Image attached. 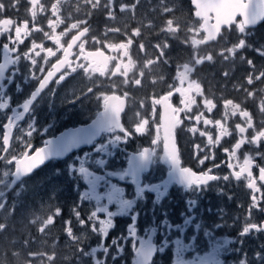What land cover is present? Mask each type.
<instances>
[{
    "label": "flooded vegetation",
    "instance_id": "flooded-vegetation-1",
    "mask_svg": "<svg viewBox=\"0 0 264 264\" xmlns=\"http://www.w3.org/2000/svg\"><path fill=\"white\" fill-rule=\"evenodd\" d=\"M53 2L55 0H40V3L45 7V12L40 13L39 9H37L38 15L35 22H33L28 11L30 8L28 0H18L17 7L15 8L12 5L17 3V0H0V3H3L6 7V10L0 11V19L11 18L17 23L27 20L30 29L33 27V23L42 29L40 32H31L25 39L24 44L18 46L20 54L26 52L31 47L33 41L43 43L45 47H52L55 51V44L44 36V32L51 34V29L48 27L47 21L51 17L50 7ZM132 2L133 0H116V18L110 19L103 9V4L106 3V0H102V5L99 9H92L90 5L85 6L84 0H61V15L65 23L57 28V32L64 31L76 19H86L88 21L87 25H82L81 27L87 26L90 28V32L84 38L87 41L85 44L87 51H95L96 48L100 47L106 55L118 56V52H112L107 48H103V44L106 42H126L127 38L131 36L132 30L140 27L141 36L132 37L134 43L130 50L136 66L128 74V84L124 83L125 77L121 75L112 76L111 71L105 76H100L98 73L92 74L90 79L82 69H77L76 73H72L64 82L58 85L55 83V80L59 78V74H57L53 81L50 82L48 88L34 102L30 114H26L24 121L20 122V125L13 129L9 154H5L2 149V126H0V156L7 155L10 158L11 154H20L24 151V145L16 139L18 136L24 140L30 139L33 144L31 152H34L35 148L44 146L45 140L53 139L62 132L75 128L88 127L103 112L101 94L110 96L113 93L124 98V111L121 113V122L126 128L131 129L140 119L146 118L149 120L148 131L143 135L135 136L126 146H123L126 152L135 153L144 147H156V151L160 155H163L162 141L158 146L151 144L152 139L156 136L155 124L159 123L160 112V106L157 105L156 113L153 114L151 100L152 97L158 98L169 90L168 85L174 83L173 78L178 67L183 63H191V55L194 51L199 55L214 54V62H205L202 65L196 66V71L192 74V79L198 80L201 83L205 91V96L214 100L216 108L211 113H208L201 102L202 98L197 97L198 106H194L192 115L203 111L207 118L212 120L220 119L223 122L225 113L223 101L225 99H232L234 103L240 104L242 108H246L252 113L253 122L257 129L264 126V114L259 111V103L261 97L264 96V93H260L259 89L264 88V82H255L251 86L244 83V77L251 69H249L246 62H242L240 59L241 56L252 59L256 68L259 70L264 68V57L259 56L255 51L248 48L238 51L236 56L230 58L228 61H223L222 58L215 55L221 48L231 46L238 42V38H241L234 26L231 31L225 29L216 41H209L207 44L199 45L196 49H193L191 46L192 37L195 36L196 39H203L204 34L200 33L196 35L195 33L188 32L189 27L198 28L197 19L193 15L194 8L190 0H169V7L173 8L174 11L167 16H163L160 11L155 10L157 9L159 0H142L141 5L136 9L135 19L132 18L133 14L131 12L127 14H121L119 12L120 3ZM78 7L80 11H77ZM168 18L174 19L180 25V31L174 37L168 38L170 48L167 49V56L170 63L167 65L157 64L145 68V61L147 59H154L158 55L152 45L157 42H163L164 37L158 36L157 34ZM149 22H151L152 27H145ZM109 28H120L121 31L113 33L108 31ZM249 31L254 34L248 36L247 43L256 47L264 45V21H261L255 28ZM75 34L76 30H72L67 36L62 37L61 43L66 47L71 36ZM92 37H96L101 43H95ZM185 40L188 41L187 44L183 42ZM141 41L147 46L146 53L139 51ZM5 42H7V35L0 37V62H3L4 53L2 44ZM73 52L79 55V48L74 47ZM62 55V51L58 52L57 56L51 57L47 63L43 60L44 53H41L40 57L35 58L38 61V65L44 66V74H46L51 64L55 63L56 59ZM70 59L76 63L83 62L76 61L75 55L70 57ZM124 59L126 61L127 58ZM115 64L116 61H112L109 65L110 69H114ZM18 67L20 75L16 76V83L7 87L6 92L11 97L10 109L12 106H15L18 110L22 111L19 105L35 89L38 81L31 79L32 72L30 69L32 66L29 61L22 58ZM11 70L10 68L9 71ZM35 71L42 78L43 74L39 73L38 67ZM141 71L145 73L143 77L139 75ZM225 71L230 72V76L227 79L222 75ZM161 76L164 77L163 80L160 79ZM25 77H28L27 82H25ZM137 78L142 79L140 86L132 83ZM153 80L156 83H153ZM17 83L21 85L19 92H17L16 88ZM241 83H243V88H247L250 91H257V95L254 98H250L243 88L238 90L237 86ZM89 87L94 89L93 93L89 94L88 98L77 100V97L81 96V90L87 92V88ZM125 92L128 94L126 97L124 96ZM8 96L5 98H8ZM141 102H143L144 107H141ZM172 103L175 107H181L179 94H174ZM10 109H0V125L6 121L7 115H11ZM137 113H139V116H137ZM183 115L181 113V117ZM28 123H33L37 129L31 138H28L25 134L28 130ZM191 123H195V121ZM236 123H243V121L240 120L239 116L232 117L229 112L227 125L232 135L223 137L220 144L216 145L208 153V148L206 147L207 137H201L199 132L195 134L188 132L187 128L191 125L189 121L185 120L183 125L176 130L181 166L190 167L193 171L199 172L211 168L214 163L219 164L221 161H227L228 156L224 153L223 149H231L232 145L236 142L238 138L235 130ZM197 127L212 133L213 139L215 138L216 128L214 126L206 127L201 121ZM21 128H23V131H21ZM46 128L47 131L45 132L44 129ZM162 135L163 133L161 131ZM247 135L249 137L252 135L251 129ZM106 139L107 134H104L103 137H98L96 142H104ZM195 144H199L202 148H205V152L199 153L201 157L205 153L209 155L214 153L215 159L207 160L204 165H200L194 155L196 151L194 149ZM91 150L92 146L82 145L79 149L72 150L61 160L55 159L46 162L34 170L32 174L17 182L12 190H8L5 185L11 183L12 177L10 174L14 171V165L8 166L6 161L0 160V181L3 182L0 183V191L7 192L6 200L8 204V208L0 210V223L7 224V231H0V244L3 245L0 258L5 256L6 261L11 262L8 264H24L26 259H30L28 256L29 252L53 254L54 251L57 254L64 252V264H73L74 261H79V257L75 251L76 248L82 245L85 249H90L101 243L102 237L92 233L89 228H82L72 212L74 204L82 205L79 209L82 217H86L90 211L94 210L93 204L80 202L78 198L79 191L86 190V185L68 174L69 164L75 163L77 167L79 166L74 158L77 155L83 156L85 152ZM257 151L264 152V142L261 143L259 148L253 144H245L238 151L237 155L241 162L245 154L251 155L255 157L257 163L264 166V160H261L255 155ZM126 166V159L116 150L114 151V156L109 158L107 169L119 170ZM90 167H93V170L100 171L99 169H95L94 166ZM5 172H8L9 175L5 176ZM213 174L219 176L229 175L230 170L224 164L220 168L214 169ZM254 175H258V169H254ZM165 178H167V166L157 164L151 166L149 172L142 179L145 182H159ZM113 182L116 181L114 180ZM121 186L126 188V198H133L134 187L131 184L123 182H121ZM219 189L224 190V195H218ZM100 191H103V189H100ZM18 192L20 195L17 197ZM249 195L250 191L246 189L245 181L243 180L236 181L232 179L230 182L223 180L210 182V187L203 193L202 198L198 202L193 223L186 226L182 234L179 231H174L169 236V240L180 238L185 244L191 243L194 245L192 249L183 253L182 258L192 260L194 257H203L209 253H213V246L209 243L210 238L203 234L205 229L212 232V240L214 242H219L217 251H215L213 257H210L218 261L219 264H238L242 258V252H247L248 256L251 257L257 249V246L264 243V233L259 234L258 237L256 234H253V236L244 238V244L242 246L237 242L238 234L245 223V212L250 204ZM228 196H231L232 199L229 200ZM187 198L194 197L191 194L185 196L183 190L176 185L171 186L169 188L168 198H165L160 205L156 206V226L159 225L162 219L160 214L162 209L168 210V218L172 224H183V218L180 216V213L186 211L185 200ZM153 199L154 194L149 193L146 195V201H139L136 205V211L140 212L138 218V234L144 236L145 239L147 238L145 236V229L153 226L150 212L153 207ZM14 202L16 203L15 213L9 215ZM238 205L241 207H238ZM56 207H60L63 210V214L60 216L61 218L55 219V226L60 222L61 225L59 228H64V221L71 219L74 233L81 237L80 245L74 244L65 235V231L64 236L60 237L62 240L61 246L64 244V249L50 246L49 243L52 242V238L48 240L36 234L37 213L54 212ZM109 208L111 211H116L115 205H110ZM209 208L211 209L210 212L208 211ZM145 213L148 214L146 215ZM262 220H264V214L253 210L252 222L259 223ZM128 223H130V217H115V227L109 231L104 243L111 247V240L113 238L119 237L121 233L126 234V226ZM196 223L201 224L200 229L195 228ZM216 224L222 226L216 228ZM54 228L56 227L48 228L50 229L49 233ZM193 235L197 237L195 241L191 239ZM42 239H45V242L38 250L36 242ZM26 240L30 241L29 245L25 244ZM152 240L157 247L161 245L163 237L159 230L153 236ZM225 240H228L229 243L224 244L223 241ZM241 247L242 252L233 250ZM113 255H117L115 248L111 249L107 257L108 264H133V261L136 259L135 251L130 240L124 242V251L118 255L115 261L112 260ZM176 259V246L169 243L162 253L157 251L153 254L152 264H174Z\"/></svg>",
    "mask_w": 264,
    "mask_h": 264
},
{
    "label": "snow or ice",
    "instance_id": "snow-or-ice-1",
    "mask_svg": "<svg viewBox=\"0 0 264 264\" xmlns=\"http://www.w3.org/2000/svg\"><path fill=\"white\" fill-rule=\"evenodd\" d=\"M190 2L194 8L193 15L197 19L198 28L189 27L188 32L195 33L196 35L200 33L204 34L203 39H196L195 36L192 37L191 46L193 49H196L199 45L207 44L209 41H216L225 29L231 31L234 26L241 38H238V42L231 46L221 48L215 55L222 58L223 61H228L230 58H234L238 51L248 48L255 51L259 56L264 57V45L256 47L247 43L248 36L254 34L249 30L255 28L261 21H264V0H190ZM28 3L30 5L28 11L33 22H35L38 15L37 9H39L40 13H43L45 12V7L40 3V0H28ZM141 3L142 0H133L132 3H120L119 12L121 14L131 12L133 14L132 18L135 19L136 9ZM17 4L18 0L12 6L15 8ZM84 4L85 6L90 5L92 9H99L101 8L102 0H84ZM61 7V0H55L51 4V17L47 21L51 34L44 32V36L55 44V51L52 47H45L43 43L33 41L31 47L26 52L20 54L18 46L24 44L25 39L31 32H40L42 29L35 23H33V27L30 29L27 20L17 23L11 18L0 19V37L7 35V42L2 44L4 53L3 62H0V109H10L11 97L8 96L6 89L13 83H16V76L20 75L18 64L22 58L29 61L32 66L30 69L32 72L31 79L38 81L35 89L19 105L22 111L12 106L10 109L11 115H7L6 121L0 125L2 126V149L5 154H9L13 129L18 127L20 122L24 121L26 114H30L34 102L48 88L50 82L53 81L57 74H59V78L55 80V83L58 85L64 82L72 73H76L77 69H82L90 79L92 74L98 73L100 76H105L111 71L112 76L121 75L125 77L124 83L128 84V74L136 66L130 50L134 43L132 37L141 36L140 27L132 30L131 36L127 38L126 42H106L103 44V48H107L112 52H118V56L106 55L100 47L96 48L95 51H87L85 48L87 41L84 38L90 32V28L87 26L81 27L82 25H87L88 21L86 19H76L64 31L57 32V28L65 23L61 15ZM103 9L108 18H116V0H106V3L103 4ZM4 10H6L5 5L0 3V11ZM155 10L160 11L163 16H167L174 11L173 8L169 7V0H159V4ZM77 11H80L79 7ZM145 27L151 28V22ZM72 30H76V34L71 36L65 47L61 43V39ZM108 31L118 33L121 29L109 28ZM179 31L180 25L174 19L168 18L165 20L164 26L160 28L157 34L164 37L163 42H157L152 45L158 55L154 59H147L144 63L145 68L152 65H167L170 63L167 56V49L170 48L168 38L174 37ZM92 39L97 44L101 43L96 37H92ZM183 42L185 44L188 43L187 40ZM74 47L79 48V55L73 52ZM61 51L63 55L57 58L56 62L52 63L46 74H44V66L38 65L35 57H40L41 53H44L43 60L47 63L51 57H56L57 53ZM139 51L141 53H146L147 51V46L143 41L139 44ZM74 55L76 61L83 62L76 63L70 59ZM124 58H127L126 61ZM240 59L242 62H246L249 69H251L244 77V83L251 86L255 82H264V68L258 70L252 59H247L244 56H241ZM112 61H116L114 69H110L109 67ZM191 61V63H183L178 67L173 78L174 83L168 85L169 90L164 95L158 98L152 97L151 100L153 114L156 113V106H160L159 123L155 124L156 136L152 139L151 144L158 146L162 141L163 155H160L156 151V147H144L135 153L126 152L123 146H126L135 136L145 134L148 131L149 120L146 118L140 119L131 129L126 128L121 122V113L124 111V98L113 93L110 96L101 94L103 112L88 127L70 129L54 139L45 140L44 146L35 148L34 152H31L33 144L30 139L24 140L18 136L16 139L24 145V151L20 154H11L10 158L7 155L0 156V160L6 161L8 166L14 165V171L10 174L12 177L11 183L5 185L8 190H12L23 177L32 174L34 170L44 165L47 161L62 158L72 150L79 149L82 145L92 146L91 151L85 152L83 156L77 155L74 158L79 166L77 167L75 163L69 164L68 174L86 185V190L79 191L78 198L80 202L93 204L94 210L90 211L86 217H82L79 210L82 205L74 204L72 212L82 228H89L92 233L101 236L102 240L99 245L85 249L80 245L81 237L77 236L73 231L72 220H65V235L74 244L80 245V247L75 249L79 261H74L73 264H108L107 257L112 248H115L117 253V255L112 256V260L115 261L118 255L124 251V242L128 240L131 241L136 255L133 264H152L153 254L157 251L162 253L169 243L176 246L177 259L174 261V264H219L214 258H210L217 251L219 242L212 240V232L207 229L204 230L203 234L210 238L209 243L213 246V253H209L203 257L197 256L192 260H185L182 258L183 253L192 249L194 245L191 243L185 244L180 238L169 240L172 232L179 231L182 234L185 227L193 223L198 202L202 198L203 193L210 187V182L219 180L225 182H230L232 179L236 181L243 180L245 181L246 189L250 191V204L245 212V223L238 234L237 242L242 246L244 238L253 236V234H256L258 237L259 234L264 233V220L259 223L252 222L253 210L264 214V206H262L264 205V166L257 163L255 157L251 155L245 154L242 162L237 155L238 151L245 144H253L257 148L260 147L261 143L264 142V126L257 129L253 122L252 113L246 108H242L240 104L234 103L232 99H225L223 101L225 109L223 122L220 119L212 120L207 118L203 111L192 115L194 106H198L197 97L202 98L201 102L208 113H211L216 108V103L213 99L205 96L201 83L198 80L192 79L196 66L202 65L205 62H214V54L199 55L194 51L191 55ZM37 67L39 73L43 74L42 78L35 71ZM10 68L12 69L11 71H9ZM139 75L143 77L145 73L141 71ZM222 75L227 79L230 76V72L225 71ZM24 79L27 82L28 77ZM160 79L163 80L164 77L161 76ZM132 83L140 86L142 79H134ZM153 83H156V81L153 80ZM16 88L17 92H19L21 85L17 83ZM237 88L238 90L243 88V83L238 85ZM243 90L250 98H254L257 95V91H250L247 88H243ZM93 91L94 89L91 87L87 88V92L81 90V96L77 97V100L88 98V95L93 93ZM259 92L264 93V88L259 89ZM174 94H179L181 107L173 105L172 97ZM127 95L125 92L124 96L126 97ZM6 96L8 98H5ZM141 107H144L143 102H141ZM259 111L264 114V96L261 97ZM229 112L232 117L239 116L243 123L235 124L238 138L231 149H223L224 153L228 156V160L221 161L219 164L214 163L211 168L199 172L193 171L190 167L181 166L176 130L183 125L185 120L189 121L191 126L187 128V131L192 134L199 132L201 137H207L206 147L208 148V153H210L212 148L220 144L223 137L232 135L227 125ZM181 113L184 114L183 117H181ZM137 116H139V113H137ZM192 121H195V123H191ZM201 121L206 127L214 126L216 128L214 139L212 133L197 127ZM27 129L25 134L28 138L33 137L37 131L33 123H28ZM250 129L252 130V135L249 137L247 133ZM21 131H23V128H21ZM44 131L46 132L47 128ZM161 131L163 133L162 136ZM104 134H107V139L104 142H96L97 138L103 137ZM194 149L196 150L194 155L200 165H204L207 160L215 159L214 153L211 155L205 153L201 157L199 153L205 152V148H202L199 144H195ZM116 150L124 156L127 166L119 170H108L109 158L114 156V151ZM255 155L264 160V152L257 151ZM157 164L167 166V178L161 179L159 182H145L142 178L149 172L151 166ZM224 164L230 170L229 175L219 176L213 174L214 169H218ZM90 166H94L95 169H99L100 171L93 170V167ZM254 169H258V175H254ZM4 175L8 176L9 173L5 172ZM114 180L116 182H113ZM121 182L131 184L134 187L133 198H126V188L121 186ZM0 183L3 182L0 181ZM173 185L182 189L185 196L191 194L194 198H187L185 200L186 211L180 213V216L183 218V224H172L168 218V210L162 209L160 213L162 219L159 225L156 226V206L160 205L165 198H168L169 188ZM100 189H103V191H100ZM149 193L154 194V199L152 200L153 207L150 210L153 226L145 229V236L147 237L145 239L144 236L138 234L140 212L136 211V205L139 201H146V195ZM19 195L20 193L18 192L17 197ZM218 195H224V190L219 189ZM6 197L7 192L0 191V210L8 208ZM228 199L231 200L232 197L228 196ZM110 205H115L116 211H111ZM238 207L241 206L238 205ZM15 209L16 203L14 202L9 215H13ZM208 211L210 212L211 209L209 208ZM62 214L63 210L60 207H56L55 211L48 214L46 218L37 216L36 219H42V224L38 231L45 233L49 226L54 225L55 218ZM145 214L147 215L148 213ZM117 216L130 217V223L126 226V234L121 233L119 237L113 238L111 240V247H109L104 243V240L107 239L109 231L115 227L114 218ZM221 226L220 224L215 225L216 228H220ZM195 228L200 229L201 224L196 223ZM158 230L163 237L159 247L152 240ZM0 231H7L6 223H0ZM191 239L195 241L197 237L193 235ZM223 243L227 244L229 241L225 240ZM25 244L29 245L30 241L26 240ZM233 250L242 252V247ZM28 256L30 258L29 264H31L32 259L37 257H46L48 264H54L55 261L54 254H47L45 252H29ZM238 264H264V243L257 246L251 257L248 256L247 252H242V258Z\"/></svg>",
    "mask_w": 264,
    "mask_h": 264
},
{
    "label": "rangeland",
    "instance_id": "rangeland-1",
    "mask_svg": "<svg viewBox=\"0 0 264 264\" xmlns=\"http://www.w3.org/2000/svg\"><path fill=\"white\" fill-rule=\"evenodd\" d=\"M52 212H46V213H37L38 216H40L41 218H46L48 214H51ZM59 219L61 218L60 216H57L55 219ZM42 224V219H37V228H36V234L38 236H40L41 238H46L48 240H50L52 238V242L49 243L50 246L54 247V248H60V249H64V244L63 246H61V241H59V238L58 237H54L53 238V235H51V232L49 233V230L50 229H47L45 233H40L38 231L39 227L41 226ZM50 227H56L55 226V223L54 225H51L49 226L48 228ZM63 235H64V228H63ZM45 242V239H42L41 241H37V246H38V250L40 248V246ZM64 243V241H63ZM53 254H54V251H53ZM64 252L61 253V254H58V255H54L55 256V261H54V264H64ZM24 264H29V260H25ZM31 264H48L47 260H46V257H39V258H36L34 261H31Z\"/></svg>",
    "mask_w": 264,
    "mask_h": 264
},
{
    "label": "trees",
    "instance_id": "trees-1",
    "mask_svg": "<svg viewBox=\"0 0 264 264\" xmlns=\"http://www.w3.org/2000/svg\"><path fill=\"white\" fill-rule=\"evenodd\" d=\"M60 225H61V223L59 222L58 224H56V228L52 229V231H51V234L54 237H58L59 238V241H61L60 237L61 236H64L63 235V228L62 227L59 228ZM5 247H7V246H5ZM2 248H3V245L0 244V252H1V249ZM2 263L8 264V263H11V262H7L6 261V257L4 256V257L0 258V264H2Z\"/></svg>",
    "mask_w": 264,
    "mask_h": 264
},
{
    "label": "water",
    "instance_id": "water-1",
    "mask_svg": "<svg viewBox=\"0 0 264 264\" xmlns=\"http://www.w3.org/2000/svg\"><path fill=\"white\" fill-rule=\"evenodd\" d=\"M62 133H64V132H62ZM60 135H61V134H58L56 137H58V136H60ZM56 137H55V138H56ZM53 139H54V138H53ZM63 158H64V157L59 158V159H57V160H61V159H63ZM47 162H48V161H47ZM23 178H24V177H23ZM23 178H22V179H23Z\"/></svg>",
    "mask_w": 264,
    "mask_h": 264
}]
</instances>
